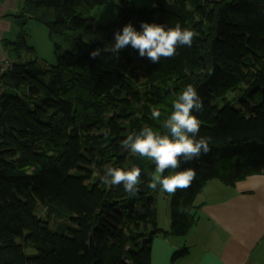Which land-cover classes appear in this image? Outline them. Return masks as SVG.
I'll list each match as a JSON object with an SVG mask.
<instances>
[{
	"label": "trees",
	"instance_id": "16d2710c",
	"mask_svg": "<svg viewBox=\"0 0 264 264\" xmlns=\"http://www.w3.org/2000/svg\"><path fill=\"white\" fill-rule=\"evenodd\" d=\"M107 1L24 0L14 16L47 27L57 62L38 64L24 33L5 42L13 64L0 94V264H152L156 236L192 230L195 198L210 180L233 186L264 174V0H118L117 19L96 24L87 13ZM142 22H178L195 33L192 46L159 63L131 46L90 57L110 49L126 24L142 31ZM57 37L74 49L63 54ZM188 84L203 101L192 114L211 150L181 162L177 171L192 168L195 179L169 196L163 229L146 186L155 164L121 142L145 126L167 134L163 121ZM106 165L140 168L139 192L104 184Z\"/></svg>",
	"mask_w": 264,
	"mask_h": 264
},
{
	"label": "clouds",
	"instance_id": "9594fccd",
	"mask_svg": "<svg viewBox=\"0 0 264 264\" xmlns=\"http://www.w3.org/2000/svg\"><path fill=\"white\" fill-rule=\"evenodd\" d=\"M140 27L142 31H137L131 23L126 24L122 31L114 33V43L110 49L97 48L90 53V57L95 59L106 51L118 57L122 49L131 46L138 50L140 57L159 63L161 58L174 57L178 47H191L195 36L192 30L182 28L178 22L174 27L167 28L162 24L142 22ZM172 109L163 121L167 134H160L145 126L138 132L130 133L121 142L122 148L132 155L147 157L154 162L155 171L146 186L154 191L159 188L169 195H174L177 190L188 189L195 179L196 173L192 168L177 171L181 162L190 163L211 150L210 138L199 136L200 121L192 114L203 110V101L191 84L181 90L173 101ZM160 117L161 112L153 107L151 118L158 120ZM169 169L174 174L164 175ZM140 177L141 170L138 167L123 170L106 165L101 180L107 185H123L129 196H135L140 190Z\"/></svg>",
	"mask_w": 264,
	"mask_h": 264
},
{
	"label": "crops",
	"instance_id": "0c3cea01",
	"mask_svg": "<svg viewBox=\"0 0 264 264\" xmlns=\"http://www.w3.org/2000/svg\"><path fill=\"white\" fill-rule=\"evenodd\" d=\"M23 1L0 0V60L8 57L2 41L10 38ZM194 205L197 222L187 235L154 238L152 264H264V174L233 186L210 180ZM169 227L170 220L162 228ZM185 248L187 254L173 260Z\"/></svg>",
	"mask_w": 264,
	"mask_h": 264
},
{
	"label": "rangeland",
	"instance_id": "374dc122",
	"mask_svg": "<svg viewBox=\"0 0 264 264\" xmlns=\"http://www.w3.org/2000/svg\"><path fill=\"white\" fill-rule=\"evenodd\" d=\"M138 7L150 6L152 0H133ZM118 0H108L102 5H97L93 7L87 14L93 19L96 24H106L112 22L118 17ZM20 14V13H18ZM15 16V15H14ZM24 33L27 38V44L34 47L33 55L36 57L38 64L42 65H54L57 62V54L55 52L54 40L51 39L46 26L41 24L32 16L16 18L13 24V31L10 38L6 37L2 41L4 44V50L6 53L10 54L12 49L5 45L7 40L16 41L20 35ZM57 41L62 45V53L65 54L66 51L74 49V42H65L60 37H57ZM25 56L28 52L24 51ZM234 94H230L232 98ZM174 174L171 169L167 170L166 175ZM166 196H171L168 193L157 189L153 192L154 201L156 203V208L158 211L159 224L160 226H166L167 222L171 219V209H170V199ZM39 215L46 217L45 209L39 208ZM54 222L53 220L51 221ZM28 251H31L29 249Z\"/></svg>",
	"mask_w": 264,
	"mask_h": 264
},
{
	"label": "built area",
	"instance_id": "2783aa9c",
	"mask_svg": "<svg viewBox=\"0 0 264 264\" xmlns=\"http://www.w3.org/2000/svg\"><path fill=\"white\" fill-rule=\"evenodd\" d=\"M13 60L9 57L0 60V94L5 91V86L2 83V77L12 68ZM259 264V263H255Z\"/></svg>",
	"mask_w": 264,
	"mask_h": 264
}]
</instances>
